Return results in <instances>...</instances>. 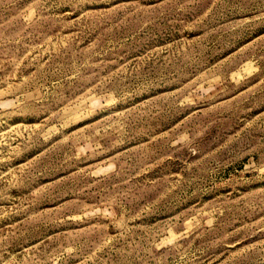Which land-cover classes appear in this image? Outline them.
Masks as SVG:
<instances>
[{"label":"rangeland","instance_id":"obj_1","mask_svg":"<svg viewBox=\"0 0 264 264\" xmlns=\"http://www.w3.org/2000/svg\"><path fill=\"white\" fill-rule=\"evenodd\" d=\"M0 264H264V0H0Z\"/></svg>","mask_w":264,"mask_h":264}]
</instances>
